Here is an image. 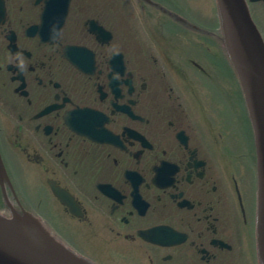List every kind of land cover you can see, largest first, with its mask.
Returning a JSON list of instances; mask_svg holds the SVG:
<instances>
[{
  "label": "flooded vegetation",
  "instance_id": "flooded-vegetation-1",
  "mask_svg": "<svg viewBox=\"0 0 264 264\" xmlns=\"http://www.w3.org/2000/svg\"><path fill=\"white\" fill-rule=\"evenodd\" d=\"M245 2L264 42V0ZM139 6L154 50L109 1L0 0V213L95 264H257V127L222 36Z\"/></svg>",
  "mask_w": 264,
  "mask_h": 264
},
{
  "label": "water",
  "instance_id": "water-1",
  "mask_svg": "<svg viewBox=\"0 0 264 264\" xmlns=\"http://www.w3.org/2000/svg\"><path fill=\"white\" fill-rule=\"evenodd\" d=\"M150 1V0H146ZM223 43L241 84L250 116L257 127L260 167L257 189V251L264 264V43L244 0H216ZM96 32L97 30H93ZM8 180L0 156V182ZM62 197L61 193H57ZM70 205L69 202L64 201ZM158 244H171L170 235L150 230L142 234ZM0 264H94L59 242L32 214H0Z\"/></svg>",
  "mask_w": 264,
  "mask_h": 264
},
{
  "label": "rangeland",
  "instance_id": "rangeland-1",
  "mask_svg": "<svg viewBox=\"0 0 264 264\" xmlns=\"http://www.w3.org/2000/svg\"><path fill=\"white\" fill-rule=\"evenodd\" d=\"M98 1L100 3H107L109 1L110 5L114 6V22L117 32L120 34H128L132 39V45L134 48L141 50H144L145 48L151 50L155 49L153 48L152 43L146 39V36L149 34L145 33V29L141 27L140 17L137 13L139 10L137 11L138 8L136 9L138 4L135 0ZM166 2L168 4L167 6L173 11L188 15L191 18V25L195 28H201L210 33H216L218 31L220 19L216 0H166ZM175 12H173V14ZM175 16L179 15L177 14ZM170 21L172 22V20ZM151 25L154 27L157 26L154 22L151 23ZM227 116L232 115L228 112ZM233 264H245L244 259H240L239 262Z\"/></svg>",
  "mask_w": 264,
  "mask_h": 264
},
{
  "label": "bare ground",
  "instance_id": "bare-ground-1",
  "mask_svg": "<svg viewBox=\"0 0 264 264\" xmlns=\"http://www.w3.org/2000/svg\"><path fill=\"white\" fill-rule=\"evenodd\" d=\"M135 2H137L138 6L141 5L143 7V9L145 11H147L150 25L153 22L155 23V20L158 19V18H160V17H163V19H166L167 17H169L168 24L170 26L174 27V29H172V28H167L166 29V27L164 28L160 24L158 26H159V29L162 31V33H170V34L174 33L176 31L175 28L178 27L177 25H181V22H183L184 20H187L189 23H191L190 22L191 21V18L188 15H186V14L183 15L181 13L175 12L172 9H170L167 6L168 4H167L166 0H152L151 3H148L146 0H135ZM137 11H138V9H137ZM173 12H175V13L173 14ZM137 13H138L139 17H142V16L145 17V15L143 14V12L142 13L140 12L141 15L139 14V11ZM177 14L180 17L179 16H175ZM170 20H172V22ZM151 26H153V25H151ZM143 27L145 28V25L144 24H143ZM149 28L150 27H148L147 32L150 33V29ZM193 30H194L193 32H195V33H201L203 31H206V30L201 29V28H198V29L197 28H193ZM223 38H224V36H222V45H224ZM224 55L226 57V61H227V64H228L229 69L234 71L231 74L233 76H235L236 72H235L234 67L232 66L231 62L229 61V56H228V53H227L226 50H224ZM78 256L84 258L83 256H80V255H78Z\"/></svg>",
  "mask_w": 264,
  "mask_h": 264
}]
</instances>
